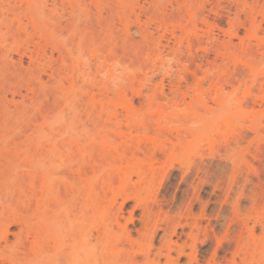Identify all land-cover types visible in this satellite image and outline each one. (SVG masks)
I'll list each match as a JSON object with an SVG mask.
<instances>
[{
	"label": "rangeland",
	"instance_id": "374dc122",
	"mask_svg": "<svg viewBox=\"0 0 264 264\" xmlns=\"http://www.w3.org/2000/svg\"><path fill=\"white\" fill-rule=\"evenodd\" d=\"M0 264H264V0H0Z\"/></svg>",
	"mask_w": 264,
	"mask_h": 264
}]
</instances>
